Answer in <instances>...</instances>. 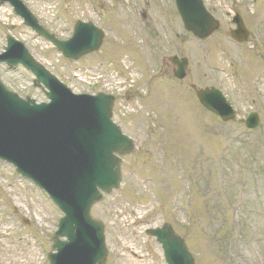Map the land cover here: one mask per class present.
<instances>
[{
	"label": "rangeland",
	"instance_id": "374dc122",
	"mask_svg": "<svg viewBox=\"0 0 264 264\" xmlns=\"http://www.w3.org/2000/svg\"><path fill=\"white\" fill-rule=\"evenodd\" d=\"M23 1L59 39L78 20L105 31L99 51L72 62L0 5V53L7 36L22 41L76 94L98 90L80 80L84 69L93 70L86 81L102 72L111 87L118 83L112 119L135 148L121 159L119 188L90 212L104 227L105 264H165L145 233L164 223L183 238L194 264H264V0H205L220 29L204 42L184 34L172 0ZM232 7L250 33L241 47L227 37ZM173 55L189 60L183 80L171 73ZM0 80L23 99L46 101L20 66L1 64ZM208 86L229 99L234 121L223 125L202 110L194 91ZM251 111L261 122L254 132L238 121ZM60 216L42 191L0 162V264H48Z\"/></svg>",
	"mask_w": 264,
	"mask_h": 264
},
{
	"label": "water",
	"instance_id": "95a60500",
	"mask_svg": "<svg viewBox=\"0 0 264 264\" xmlns=\"http://www.w3.org/2000/svg\"><path fill=\"white\" fill-rule=\"evenodd\" d=\"M7 1L26 26L50 41L65 58L77 60L101 45L103 33L90 23H77L69 40L58 41L37 24L19 1ZM176 2L186 28L196 36L203 38L216 29L198 0ZM240 32H244L242 26L235 32L238 39ZM5 51L0 63L22 64L36 77L35 84L48 90L45 95L50 103L23 101L0 84V161L11 163L19 174L45 190L65 215L54 236L52 248L56 253L49 255L50 264H104L103 228L89 216V211L100 199L98 189L109 193L118 187L116 155L132 147L110 121L113 98L104 94L72 95L11 38L7 39ZM173 63L177 67L175 77L182 79L186 60L175 58ZM197 97L202 106L223 120L234 117L219 92L202 90ZM250 124L255 127L257 121ZM148 233L162 245L167 264H193L183 241L168 226Z\"/></svg>",
	"mask_w": 264,
	"mask_h": 264
}]
</instances>
